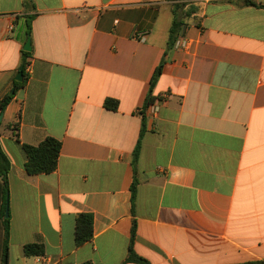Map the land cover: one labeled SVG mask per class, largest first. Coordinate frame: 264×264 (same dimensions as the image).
I'll list each match as a JSON object with an SVG mask.
<instances>
[{
  "label": "crops",
  "instance_id": "crops-1",
  "mask_svg": "<svg viewBox=\"0 0 264 264\" xmlns=\"http://www.w3.org/2000/svg\"><path fill=\"white\" fill-rule=\"evenodd\" d=\"M246 1L0 0L9 264H47L25 254L33 243L53 264H123L134 221L149 264H264V0ZM176 18L186 49L170 46ZM48 137L57 170L28 174L23 146ZM79 214L94 218L81 246Z\"/></svg>",
  "mask_w": 264,
  "mask_h": 264
},
{
  "label": "trees",
  "instance_id": "trees-1",
  "mask_svg": "<svg viewBox=\"0 0 264 264\" xmlns=\"http://www.w3.org/2000/svg\"><path fill=\"white\" fill-rule=\"evenodd\" d=\"M247 5H256L253 1L247 0L245 2ZM184 5H176L175 10H180ZM183 22L179 18H176L171 30H170V46L174 47L176 41L179 39L182 31ZM31 27L29 25V33ZM25 56L29 55V52L24 53ZM165 61H163L158 68L155 70L154 75L151 80V88L155 86L158 79L162 75L164 69ZM25 59L22 69H25ZM27 82L26 77L24 76V80L21 83H18L16 89L19 86H24ZM13 95H8L0 102V113L3 114L6 107L13 99ZM154 98L152 96V92L148 95V98L145 103V107L148 108L154 103ZM104 106L109 109L116 111L119 108V102L115 99H107L104 103ZM3 121H0V134L1 127ZM9 127L13 128V131H18V124L9 125ZM145 130L142 128L139 141L134 151L133 157V166L135 170V180L132 185V196L133 200L136 196L138 179H137V162L141 153L142 139L144 136ZM62 148V143L52 137L46 138L42 143L38 146L32 145H24L23 149L27 155V161L25 164V169L30 175H42V174H51L55 172L58 168V162L60 157V152ZM11 169L10 160L3 150V147L0 143V180L2 181L5 189L6 196L9 192V173ZM135 221L132 229V238L129 247V255L126 261L123 264L128 263H136V264H149V262L142 257L138 256L134 250V238H135ZM94 234V218L92 214H79L76 220V244L77 246H81L86 242L90 241ZM9 250H10V219L4 215L3 220V236L2 242L0 246V264H9ZM25 254L28 256H36V255H44L45 249L42 244H27L24 247ZM82 264H92L91 262H86Z\"/></svg>",
  "mask_w": 264,
  "mask_h": 264
},
{
  "label": "built area",
  "instance_id": "built-area-1",
  "mask_svg": "<svg viewBox=\"0 0 264 264\" xmlns=\"http://www.w3.org/2000/svg\"><path fill=\"white\" fill-rule=\"evenodd\" d=\"M142 38H144V36H142ZM144 40V39H142ZM188 46V43L186 41H178L176 42L175 44V47L178 48V49H186ZM25 70L28 72V73H31L32 72V67H31V64H26L25 66ZM151 109V112L153 114H155L157 111H158V107L156 105H151L149 107ZM36 260L39 262V263H47V264H53L52 260L50 259V257L46 256V255H39V256H36Z\"/></svg>",
  "mask_w": 264,
  "mask_h": 264
},
{
  "label": "water",
  "instance_id": "water-1",
  "mask_svg": "<svg viewBox=\"0 0 264 264\" xmlns=\"http://www.w3.org/2000/svg\"><path fill=\"white\" fill-rule=\"evenodd\" d=\"M25 51L30 52L31 51V41L28 40L25 47H24ZM17 80L22 82L23 81V71H20V73L18 74ZM0 121H2V116L0 117ZM7 217H8V212H7Z\"/></svg>",
  "mask_w": 264,
  "mask_h": 264
}]
</instances>
